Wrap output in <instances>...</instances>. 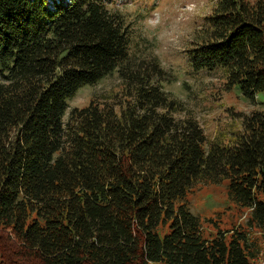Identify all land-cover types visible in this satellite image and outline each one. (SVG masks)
I'll return each instance as SVG.
<instances>
[{
	"label": "trees",
	"instance_id": "trees-1",
	"mask_svg": "<svg viewBox=\"0 0 264 264\" xmlns=\"http://www.w3.org/2000/svg\"><path fill=\"white\" fill-rule=\"evenodd\" d=\"M108 3L0 0V264H252L264 109L227 142L177 120L181 103L154 81L157 64L131 61L132 30ZM188 57L247 100L264 95V0H217ZM114 72L118 106L92 100L65 119L80 89ZM224 181L248 228L207 238L187 196Z\"/></svg>",
	"mask_w": 264,
	"mask_h": 264
},
{
	"label": "rangeland",
	"instance_id": "rangeland-1",
	"mask_svg": "<svg viewBox=\"0 0 264 264\" xmlns=\"http://www.w3.org/2000/svg\"><path fill=\"white\" fill-rule=\"evenodd\" d=\"M249 1L255 3L259 0ZM55 2L59 4L63 0ZM216 3L217 0H109L108 8L112 13L122 16L132 30L131 61L136 65L141 63L140 69L146 68L147 71H152V65L157 64L154 81L181 103L184 110L174 113L175 118L184 120L193 117L209 141L227 142L233 134L242 130L243 117L264 109L261 105L264 95L259 94L255 101H249L238 88H227V79L222 71L195 72L191 68L189 50ZM153 19L161 22L160 28L155 31L148 28ZM172 26L184 33L177 46L165 45L157 39L159 31ZM122 90L118 72L93 86L83 87L69 101L65 119H68L73 109L85 108L92 100L118 106L124 100ZM187 202L192 213L201 219L203 234L207 238H213L218 229L231 231L248 228L250 210L242 209L229 199L227 181L217 185L197 184L188 194ZM249 234L257 244L254 264L264 254V231L249 228ZM5 235L3 228H0V237L5 239ZM0 260H3V255Z\"/></svg>",
	"mask_w": 264,
	"mask_h": 264
},
{
	"label": "clouds",
	"instance_id": "clouds-1",
	"mask_svg": "<svg viewBox=\"0 0 264 264\" xmlns=\"http://www.w3.org/2000/svg\"><path fill=\"white\" fill-rule=\"evenodd\" d=\"M160 20L153 19L149 24L148 28L155 31L160 28ZM184 33L175 26H172L168 29H163L158 32L157 39L162 41L165 45L177 46L181 42V37ZM184 51L186 49H183Z\"/></svg>",
	"mask_w": 264,
	"mask_h": 264
},
{
	"label": "built area",
	"instance_id": "built-area-1",
	"mask_svg": "<svg viewBox=\"0 0 264 264\" xmlns=\"http://www.w3.org/2000/svg\"><path fill=\"white\" fill-rule=\"evenodd\" d=\"M254 264H264V254H261L260 257L255 260Z\"/></svg>",
	"mask_w": 264,
	"mask_h": 264
},
{
	"label": "bare ground",
	"instance_id": "bare-ground-1",
	"mask_svg": "<svg viewBox=\"0 0 264 264\" xmlns=\"http://www.w3.org/2000/svg\"><path fill=\"white\" fill-rule=\"evenodd\" d=\"M52 1V0H51ZM53 1H55V0H53ZM64 1H68V0H64Z\"/></svg>",
	"mask_w": 264,
	"mask_h": 264
}]
</instances>
